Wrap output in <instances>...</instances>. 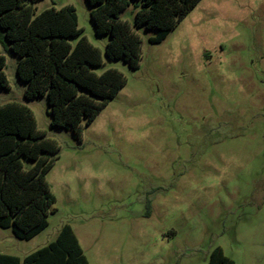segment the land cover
<instances>
[{"label":"rangeland","instance_id":"rangeland-1","mask_svg":"<svg viewBox=\"0 0 264 264\" xmlns=\"http://www.w3.org/2000/svg\"><path fill=\"white\" fill-rule=\"evenodd\" d=\"M74 6L83 36L126 86L84 127L53 128L46 98L27 101L17 57L7 54L18 102L60 147L47 175L56 204L31 240L0 228V254L21 259L75 232L89 264H207L223 248L236 264H264V0H201L159 44L142 39L137 69L109 60L87 0H42L37 13ZM77 38L71 39L76 44Z\"/></svg>","mask_w":264,"mask_h":264},{"label":"trees","instance_id":"trees-1","mask_svg":"<svg viewBox=\"0 0 264 264\" xmlns=\"http://www.w3.org/2000/svg\"><path fill=\"white\" fill-rule=\"evenodd\" d=\"M42 0H0V45L17 57V76L26 85L27 101L46 98L52 127L71 131L82 140L85 126L126 86L116 69L101 74L102 52L79 27L74 6L54 7L37 13ZM98 36H110L109 60H124L137 69L142 39L121 14L135 13V26L155 30L151 44L163 42L201 0H87ZM77 38L76 44L71 39ZM0 51V90L11 86ZM60 147L39 130L33 111L25 104L0 105V228L11 229L19 240H31L48 226L57 200L47 180ZM0 264H89L69 225L57 239L21 259L0 254ZM207 264H236L223 248L212 250Z\"/></svg>","mask_w":264,"mask_h":264}]
</instances>
